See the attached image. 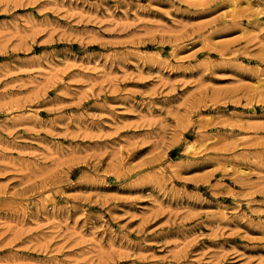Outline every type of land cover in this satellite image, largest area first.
<instances>
[{
	"label": "rangeland",
	"instance_id": "1",
	"mask_svg": "<svg viewBox=\"0 0 264 264\" xmlns=\"http://www.w3.org/2000/svg\"><path fill=\"white\" fill-rule=\"evenodd\" d=\"M0 264H264V0H0Z\"/></svg>",
	"mask_w": 264,
	"mask_h": 264
}]
</instances>
